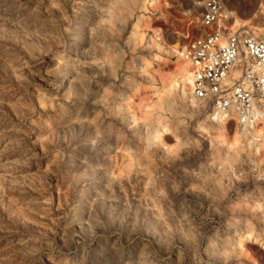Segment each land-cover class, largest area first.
<instances>
[{
    "label": "rangeland",
    "instance_id": "1",
    "mask_svg": "<svg viewBox=\"0 0 264 264\" xmlns=\"http://www.w3.org/2000/svg\"><path fill=\"white\" fill-rule=\"evenodd\" d=\"M202 1L0 0V264H264V128L176 79Z\"/></svg>",
    "mask_w": 264,
    "mask_h": 264
},
{
    "label": "built area",
    "instance_id": "2",
    "mask_svg": "<svg viewBox=\"0 0 264 264\" xmlns=\"http://www.w3.org/2000/svg\"><path fill=\"white\" fill-rule=\"evenodd\" d=\"M200 22L187 30L184 60L195 70L194 103L213 122L237 120L247 128L264 114V37L230 30L233 11L203 0Z\"/></svg>",
    "mask_w": 264,
    "mask_h": 264
},
{
    "label": "bare ground",
    "instance_id": "3",
    "mask_svg": "<svg viewBox=\"0 0 264 264\" xmlns=\"http://www.w3.org/2000/svg\"><path fill=\"white\" fill-rule=\"evenodd\" d=\"M261 12L264 13V6L261 7ZM192 13H193L192 11L187 13L190 15L189 21H193V23L196 22L195 24H199V21L196 18L197 16L196 17L193 16ZM190 25H193L192 22ZM252 25H253V21L244 20L240 18L239 16H236L235 14H233V20L231 21V24H230V30L232 32H237L241 29L248 30V27ZM179 35L180 36L177 38L176 44L172 47L173 51L179 56L178 65L175 70L176 79L178 83L180 84V87L182 88L183 96L186 98L191 97L194 102L193 82H194V77H195V70L189 62L184 60V54H185L189 40H188V37L183 36L181 33H179ZM157 48L159 51H163L165 47L164 46L161 47L159 45L157 46ZM142 72L146 75H149V66L146 65L145 67H143ZM215 123H218V125H221L220 129H221L222 136H225L228 134L229 125L233 124L235 127V130L239 131V128H241L242 130L246 129L252 135L256 137L260 134L262 128H264V114L256 118L253 121V123L250 124V127L248 126L247 128L240 126L237 120H234L233 123H230V121L228 120H223V121H219ZM159 139L162 141L163 140L162 136H160Z\"/></svg>",
    "mask_w": 264,
    "mask_h": 264
}]
</instances>
